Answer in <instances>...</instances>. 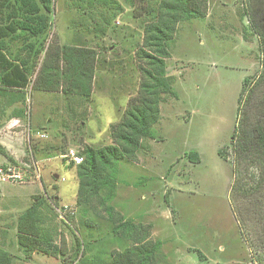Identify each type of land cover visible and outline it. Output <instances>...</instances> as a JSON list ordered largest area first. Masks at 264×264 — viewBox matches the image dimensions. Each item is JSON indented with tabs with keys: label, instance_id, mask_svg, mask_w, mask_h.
<instances>
[{
	"label": "rangeland",
	"instance_id": "rangeland-1",
	"mask_svg": "<svg viewBox=\"0 0 264 264\" xmlns=\"http://www.w3.org/2000/svg\"><path fill=\"white\" fill-rule=\"evenodd\" d=\"M53 1L52 42L84 41L97 50L100 63L88 100L67 103L61 92L33 89L38 67L23 103H15L13 109L3 106L8 95L0 92V146L14 160L29 164L32 177L25 183H0V247L12 255L13 264H72L74 236L85 247L80 264L108 259L112 250L131 245L111 232V223L96 202L76 204L75 168L68 167L61 155L86 144L115 143L111 127L121 121L129 100L138 93L135 52L143 27L152 18L138 13L142 1L116 0L119 8L110 14L106 34L95 35L90 25L102 7L93 9L97 18L86 19L85 24L72 0ZM248 9L246 0H208L203 17L177 25L166 59L172 94L164 95L159 104L158 121L151 127L154 137L143 138L135 155L116 165L117 186L109 203L125 219L148 226V238L161 244L157 260L162 264H264L259 239L264 205L255 211L254 205H247L253 200L239 202L244 198L231 190L240 178L233 174L230 147L238 96L243 80L253 81L262 62L259 39L245 16ZM19 107L21 119L10 121ZM221 150H226V160L219 155ZM191 152L198 153V161ZM7 161L0 153V164ZM35 195L51 203L55 195L59 207L67 204L75 211L66 220L58 207L53 206L57 216L46 209L45 225L56 228L54 241L64 239L67 255L26 251L17 243L16 219ZM235 204L240 207L238 220ZM89 220L92 227H85Z\"/></svg>",
	"mask_w": 264,
	"mask_h": 264
},
{
	"label": "trees",
	"instance_id": "trees-1",
	"mask_svg": "<svg viewBox=\"0 0 264 264\" xmlns=\"http://www.w3.org/2000/svg\"><path fill=\"white\" fill-rule=\"evenodd\" d=\"M72 1V6L78 9V17L85 22L86 19L94 21L97 18V15H92L93 9L97 6L103 8L99 18L92 25L89 24L95 35L96 32L106 34L110 14L119 8L116 0ZM126 1L133 4L134 0ZM137 1L144 3L138 13L143 12L152 18L144 25L140 46L135 52L136 69L140 73L138 93L129 100L121 121L111 127V138L115 143L100 147L86 144L78 151L81 162L67 164L75 168L78 178L76 204L83 207L96 202L111 223V232L131 242L123 249L112 250L108 259L92 260L90 264H162L157 260L161 244L148 238V226L125 219L109 202L117 186V163L133 157L141 147L143 138L154 137L151 127L158 121L159 104L164 95L172 94V76L166 71V59L169 57V42L174 38L177 25L203 17L208 3V0ZM246 1L249 9L245 16L251 33L259 39L262 62L260 72L253 81L249 78L243 80L238 96L237 122L230 147L233 174L235 178H240L233 181L231 190L235 197L244 198V201L237 200L239 202L253 200L247 205H254L256 211L261 204L264 205V0ZM53 2L0 0V92L8 95L9 107L23 103L25 89L37 67L33 89L61 92L67 103L75 99L88 100L93 93L96 64L100 63L99 53L81 40L75 43L52 42L49 34L55 16ZM0 153L8 161H14L1 146ZM219 155L227 159L226 150L219 151ZM190 157L198 161V153L191 152ZM256 180L253 185L252 181ZM51 197L52 203L44 196H33L31 205L16 219V241L26 251L57 257L67 255L68 249L63 238L59 243L54 241L56 228L49 229L45 225L46 209L57 216L53 206L59 207L58 198L55 195ZM235 206L239 213L238 220L241 218L240 207L237 204ZM82 211L84 213L86 209ZM74 215L64 214V217L68 220ZM261 223L263 231L259 239L264 245V220ZM84 224L85 227H92L90 220ZM84 253L83 241L74 236L70 262L80 264L78 258ZM0 264H13L12 255L3 247H0Z\"/></svg>",
	"mask_w": 264,
	"mask_h": 264
},
{
	"label": "built area",
	"instance_id": "built-area-1",
	"mask_svg": "<svg viewBox=\"0 0 264 264\" xmlns=\"http://www.w3.org/2000/svg\"><path fill=\"white\" fill-rule=\"evenodd\" d=\"M44 136V135H41ZM61 158L65 161L66 164H79L82 160V157L79 155L78 151L73 148L67 149L62 155ZM29 164H26L21 161H7L6 163L0 164V183H25L32 177L29 175L28 169ZM35 171V177L39 179L40 174L36 167H33V172ZM34 176V174H33ZM58 211L61 216L64 214L74 215L75 211L73 208L67 204L58 207Z\"/></svg>",
	"mask_w": 264,
	"mask_h": 264
},
{
	"label": "crops",
	"instance_id": "crops-1",
	"mask_svg": "<svg viewBox=\"0 0 264 264\" xmlns=\"http://www.w3.org/2000/svg\"><path fill=\"white\" fill-rule=\"evenodd\" d=\"M7 100H5L4 101V103L3 104H1V105H3V106H7ZM15 105H17V104H15ZM15 105H13V106H11V109H13L14 107H16ZM2 108V107H1ZM21 109H20V107H19V110H16V112H12V113H15L14 115H11L12 117H11V120L10 121H18V120H20L21 119V114H22V112L20 111ZM15 111V110H14ZM10 117V116H9ZM9 121V122H10Z\"/></svg>",
	"mask_w": 264,
	"mask_h": 264
},
{
	"label": "water",
	"instance_id": "water-1",
	"mask_svg": "<svg viewBox=\"0 0 264 264\" xmlns=\"http://www.w3.org/2000/svg\"><path fill=\"white\" fill-rule=\"evenodd\" d=\"M55 177L57 178V175L55 174Z\"/></svg>",
	"mask_w": 264,
	"mask_h": 264
},
{
	"label": "clouds",
	"instance_id": "clouds-1",
	"mask_svg": "<svg viewBox=\"0 0 264 264\" xmlns=\"http://www.w3.org/2000/svg\"><path fill=\"white\" fill-rule=\"evenodd\" d=\"M58 177V176H57Z\"/></svg>",
	"mask_w": 264,
	"mask_h": 264
}]
</instances>
